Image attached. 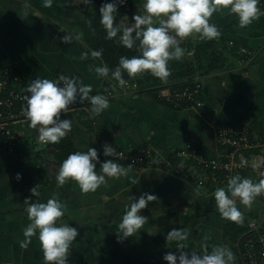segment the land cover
Wrapping results in <instances>:
<instances>
[{
	"label": "crops",
	"instance_id": "crops-1",
	"mask_svg": "<svg viewBox=\"0 0 264 264\" xmlns=\"http://www.w3.org/2000/svg\"><path fill=\"white\" fill-rule=\"evenodd\" d=\"M82 19L79 12L61 0H53L51 7H44L43 0H0V61L14 65L28 81L37 77L53 80L58 72H64L91 85L94 93H116L107 96L110 106L99 115L92 114L89 104L88 119L76 112L60 117L72 120L69 138L76 151L97 150L99 161L94 163L98 174L101 163L112 159L100 154V129L110 134L120 149L151 145L165 156L186 142L207 147L211 153L217 141L215 124L219 121L228 126L245 123L253 137L264 140V15L240 28L238 18L227 10L213 14L210 23L227 40L225 54L233 68L203 76L205 105L201 109L174 107L147 90L122 88L110 75L98 77L90 66L94 69L104 62L91 57L81 27L76 25ZM65 33L74 37L71 43L61 41ZM84 52L89 53L87 59L80 58ZM252 158L256 161L261 155L254 153ZM113 162L125 168L131 165L130 172L119 179L106 177L107 184L95 192L84 194L76 182L69 180L63 186L57 182L41 186L39 196L35 197L22 187L26 172L19 158L3 155L0 264H43L37 237H32L27 248L21 247L25 239L22 230L30 223L24 201L46 203L53 195L66 205L58 226L69 224L79 232L70 249L68 264H168L163 259L166 253L179 256L177 242L166 240L167 233L174 228L189 233L183 241L187 246L183 251L189 255L193 250L202 253L205 246L210 251L213 245H226L235 254V264H240L236 250L224 241L222 226L230 221L221 218L213 187L198 185L186 175L161 165ZM17 173L21 174L19 180ZM142 193L158 197L139 213L148 220L136 234L118 242L117 228L125 206L138 200ZM237 207L244 217H250L261 211L262 201L256 199L248 209L237 200ZM151 230L156 234H150Z\"/></svg>",
	"mask_w": 264,
	"mask_h": 264
},
{
	"label": "clouds",
	"instance_id": "clouds-1",
	"mask_svg": "<svg viewBox=\"0 0 264 264\" xmlns=\"http://www.w3.org/2000/svg\"><path fill=\"white\" fill-rule=\"evenodd\" d=\"M52 2L53 0H43V5L51 7ZM119 2L123 3L124 0ZM258 5L259 0H145L144 14L134 15V25L128 27L115 24V0L102 4L99 9L100 23L107 33L106 38L113 39L119 34V44L128 49L135 46L140 53L131 58L121 56L118 66L111 71V79L123 88L128 83L123 78V73L126 72L131 79L150 73L162 83H167L171 75L169 61H178L185 54V50L180 46L182 40L193 35H197L200 40L219 38L221 32L210 20L214 13L223 10L234 14L238 18L239 27L245 28L264 15ZM24 15L27 16L26 9ZM60 39L63 43H71L74 37L65 33ZM102 51L92 50L90 55L93 59L101 58ZM88 56L89 53L84 52L80 58L87 59ZM90 70H94L97 76L102 78H108L110 74L106 65L96 66L94 69L90 66ZM25 91L28 95L24 96L26 106L22 111L25 119L29 121V127L38 130L37 142L41 144H58L72 130V120L60 117L61 113H67L69 106L78 99L81 104L85 101L90 103L93 115L101 114L110 106L107 96L90 95L93 91L91 85L84 84L77 77L70 78L63 74L58 80L37 77L28 84ZM103 154L106 157L117 155L110 144L103 146ZM94 161H99L95 148L70 153L59 166L56 175L58 186H63L71 180L76 182L82 193L87 194L95 192L101 185H106V177L119 179L127 176L131 170V165L125 168L110 159L101 163V172L98 174ZM240 163L241 166L249 164L247 160H241ZM261 166H264V158L251 163L253 169ZM20 178L21 174L17 173L16 179ZM131 182L136 184L135 180ZM37 186L30 190L35 197L39 196ZM213 196L222 219L243 224L244 214L237 207V200L250 209L257 197L264 196V177L254 182L250 178H242L239 174L231 176L227 180V187H217ZM157 199L153 194L142 193L138 200H133L130 205L125 206L117 228L118 242L143 228L148 218L139 213L149 202ZM24 202L30 223L22 230L25 239L21 241V247L27 248L35 236L40 242L43 264H68L70 249L79 232L69 224H57L65 214L66 205L55 195L46 203L30 202L29 199ZM150 234L156 233L151 230ZM188 236L187 231L175 228L167 233L166 240L177 242L176 247L179 250V256L172 252L163 256L168 264H235V254L226 245H213L210 251L205 246L202 253L193 250L189 255L183 251L187 247L183 241Z\"/></svg>",
	"mask_w": 264,
	"mask_h": 264
},
{
	"label": "built area",
	"instance_id": "built-area-1",
	"mask_svg": "<svg viewBox=\"0 0 264 264\" xmlns=\"http://www.w3.org/2000/svg\"><path fill=\"white\" fill-rule=\"evenodd\" d=\"M258 6L264 12V0H259ZM243 52L246 51L243 49ZM61 74L68 76L59 72L54 80H58ZM203 80V75L197 74L192 79L186 78L182 82H177L176 85L169 82L157 86L156 92L163 101L169 104H184L187 107L201 109L205 105ZM30 82L16 71L14 65L0 61V159L5 154H13L23 161L24 172L30 174L33 170L30 174L31 179L28 178L26 182H23L24 190L29 194H31L30 190L37 186L32 180L36 178L37 173H42L47 178L46 183H52L56 177L52 181L48 179L57 175L60 166L56 157L60 151V142L58 144L38 143V130L30 128L29 121L24 117L22 111L26 106L24 96L28 95L25 89ZM125 87L137 86L128 81ZM95 94L98 93H90V95ZM103 95L113 96L116 93L107 91ZM89 104L87 101L81 104L78 99L76 103L69 106L68 112H77L81 118L88 119ZM215 125L217 141L211 153L207 151V147L200 148L192 142H186L183 147L166 156L151 145L123 150L115 148L110 141H106L105 144H110L116 150L115 157L119 161L138 166L145 163L151 166L161 165L175 173L186 175L198 185H210L214 189L226 188L227 180L231 176L239 174L243 178L246 172L254 174L256 169L251 167L253 150L258 147L264 150V143L252 136L245 123L228 126L225 122L219 121ZM177 158L183 159L175 164ZM185 158L191 159L192 162L185 163ZM262 158H264V151L261 152ZM241 160H247L248 166H241ZM258 169L264 174V166ZM34 170L38 172L35 173ZM45 181L40 185H45ZM37 190L39 191L38 186ZM256 199L262 201L264 209V196ZM259 213V216L249 218L245 232L236 243L241 264H264V210Z\"/></svg>",
	"mask_w": 264,
	"mask_h": 264
},
{
	"label": "trees",
	"instance_id": "trees-1",
	"mask_svg": "<svg viewBox=\"0 0 264 264\" xmlns=\"http://www.w3.org/2000/svg\"><path fill=\"white\" fill-rule=\"evenodd\" d=\"M61 1L63 3L64 2L70 3L72 0H61ZM110 2H113V0H90L89 5L91 9L89 10L90 12L88 13V16L85 19L76 22V25H79L81 27L83 39L86 43L87 48L90 51L101 50V49L103 50L101 59L104 62V65H106L110 69L109 75L111 77V71H114L115 68L118 66L119 58L121 56H126L128 58H131L132 56L139 55L140 53L138 52L135 46L132 49H128L122 46L121 44H119L118 43L119 34L116 38L113 39L106 38L107 33L100 23L101 17H100L99 9L102 6V4L110 3ZM115 2L117 3V11L114 13L115 24L119 25L122 24L121 17L126 13L127 5L129 4V2H131V0H124L123 3H120L119 0H115ZM138 43L139 42L137 41V45ZM180 46L185 50V54L183 58L178 61L177 60L169 61L168 66L171 70V75L168 78L167 83L173 82L176 85L177 82L178 83L182 82V80L186 78L192 79V77L197 74L205 76L213 71H217V70L225 71L233 68V64L229 62V59L225 54V51L228 49V43L224 37H220L218 39H213V40H199L197 43H194L190 38H188L187 40L181 42ZM123 78L125 80L130 81V83L135 84L138 89L142 91L147 90L149 92H152L153 94H155L157 98L162 100L158 96L156 92V88L157 86L164 85L166 83H162L158 78L152 76L150 73H145L142 77L131 79L128 77L127 73L125 72L123 73ZM163 102L167 104V102L165 101ZM168 105H172L174 107H187L184 104L174 105L168 103ZM99 135H100L99 141L101 145L100 150H102L100 152L101 155L104 156L103 146L105 145L106 141H110L115 148H118L112 136L110 134H107L103 129H100ZM74 151L76 150L72 146L71 139L69 138L68 135H66L64 138L61 139L60 151L56 154L59 163L61 164L62 161L66 159L67 156ZM111 158L122 164H130L128 162L119 161L115 156ZM20 162L23 166L24 165L23 161ZM246 174H248V178L249 176L251 177V173L246 172L244 173L243 178H246L245 177ZM28 178L31 179V175H27L26 173L23 175L22 181L24 182ZM56 182L57 181L55 180L52 183H56ZM52 183L51 182L45 183V185H49ZM22 187L24 189V184H22ZM250 217L248 216L244 217L243 224H236L234 222H229V223H225L222 226L223 238L225 243L228 246L233 247L236 250L237 254H238V250L236 247V243L239 237L242 236V234L245 232L246 225Z\"/></svg>",
	"mask_w": 264,
	"mask_h": 264
},
{
	"label": "rangeland",
	"instance_id": "rangeland-1",
	"mask_svg": "<svg viewBox=\"0 0 264 264\" xmlns=\"http://www.w3.org/2000/svg\"><path fill=\"white\" fill-rule=\"evenodd\" d=\"M89 1L87 0V2H85V0H72L69 5H71L73 7V9L77 12H79L82 16L83 19H85L88 16V13L90 12L89 10L91 9L90 5H89ZM145 3V0H131V2H129V4L127 5V11L126 13L121 17V23L124 24L125 26L131 27L134 25V21H133V17L136 14L139 15H143L144 11H143V4ZM190 38V37H189ZM191 40H193L194 43H197L199 39V37L197 35H193L191 36ZM59 73V72H58ZM57 73V74H58ZM64 73V72H63ZM56 74V75H57ZM66 74V73H65ZM67 75V74H66ZM77 113V112H76ZM78 114V113H77ZM80 115V114H79ZM81 116V115H80ZM68 136L70 135V132L67 134ZM255 139H257L256 137H254ZM260 141V140H259ZM264 143V140L262 141ZM185 144V143H184ZM184 144L181 146L183 147ZM27 146V144H26ZM180 147V148H181ZM254 153H259L261 155V152H263L264 150L261 148H257V150H253ZM178 159V160H177ZM176 162H174L175 164L182 161L183 158L179 159L177 158ZM253 159V158H252ZM185 163H190L192 162L191 159L185 158ZM254 161V160H253ZM252 161V162H253ZM33 172L30 171V174ZM35 173H37L38 171H35ZM175 173V172H174ZM27 173V175H30ZM56 176H52V178H49V181H52L53 178H55ZM246 178H248V174L245 175ZM250 177V176H249ZM251 177L253 178L252 180H254V182H258L260 178L264 177V174H262V172L259 171V169H256L254 174H251ZM47 178L42 174V173H37L36 178H32V180L34 181V183L36 185H38V189L40 191L41 185L40 183H42L43 181H45ZM26 182V181H25ZM46 183V181L44 182ZM45 186V185H42ZM38 191V192H39ZM263 208H261V212H263ZM260 213H257L253 216H259Z\"/></svg>",
	"mask_w": 264,
	"mask_h": 264
}]
</instances>
